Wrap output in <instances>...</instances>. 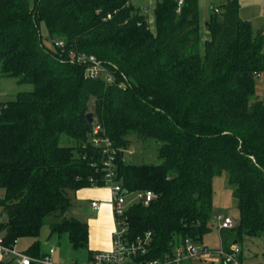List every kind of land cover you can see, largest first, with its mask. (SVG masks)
<instances>
[{"label":"trees","instance_id":"obj_1","mask_svg":"<svg viewBox=\"0 0 264 264\" xmlns=\"http://www.w3.org/2000/svg\"><path fill=\"white\" fill-rule=\"evenodd\" d=\"M156 1L150 29L130 0H0V78L33 86L0 102L3 245L31 238L26 253L38 256L50 217V237L66 234L74 250H87V224L67 212L71 192L106 186L88 113L116 151V180L128 193L155 196L115 219L128 243L150 233L132 262L163 257L187 237L202 244L213 220L212 179L223 172L238 221L220 230L222 247L264 237V88L256 94L264 33L228 0L211 14L200 56L197 0L179 10L177 0ZM41 22L64 47L43 43ZM70 52L95 56L116 84L84 78ZM132 138L156 141L158 162L128 164Z\"/></svg>","mask_w":264,"mask_h":264},{"label":"built area","instance_id":"obj_2","mask_svg":"<svg viewBox=\"0 0 264 264\" xmlns=\"http://www.w3.org/2000/svg\"><path fill=\"white\" fill-rule=\"evenodd\" d=\"M183 4V0H177V9L179 10ZM213 14L219 11L212 7ZM110 16L107 15V19ZM57 46L63 47V42H58ZM70 56L76 63L84 64L83 77L89 80H103L107 85L116 84L115 72L104 65L93 55L74 54L70 52ZM124 89L122 85H119ZM91 144L94 148L101 152L102 169L104 173V182L111 190V205L114 218L123 215L130 204L141 202L147 204L155 196L151 191H137L128 193L122 185L116 180L115 156L116 151L111 141L106 136L105 131L98 125L92 124ZM134 196L133 202H126V198ZM91 208L97 210L98 202H92ZM213 222H216L217 229H230L233 227V221L229 217L220 215L213 216ZM116 223V221H115ZM125 232L124 227L116 226L113 232V247L109 252H96L93 257L86 263L71 262L69 264H124L127 260L128 264H244L241 257V248L238 244H232L227 249L220 245L218 248H211L205 244H200L191 238H185L177 243L171 253L165 254L163 257L145 261L141 263L132 262V258L137 255H143L146 247L150 244V233H147L143 240H137L135 243H128L123 239ZM18 241V240H17ZM17 241L10 246H5L0 238V264H63L55 261V249L49 248L44 254L31 256L25 251L17 249Z\"/></svg>","mask_w":264,"mask_h":264},{"label":"rangeland","instance_id":"obj_3","mask_svg":"<svg viewBox=\"0 0 264 264\" xmlns=\"http://www.w3.org/2000/svg\"><path fill=\"white\" fill-rule=\"evenodd\" d=\"M258 3L257 8L250 7L246 0H239V5L241 7L240 15L243 18L248 19L250 26L254 32L260 31L264 33V0H254ZM136 2V1H135ZM137 5H142L140 1L135 3ZM210 0H198L197 7L203 16H208L209 14ZM216 5V2H214ZM212 13V12H211ZM148 24L150 29H154L153 15H148ZM153 20V21H152ZM208 21H199V41H198V53L200 56L203 54L204 42L209 38V32L206 27ZM39 32L43 43L50 48L54 49V45L62 40L56 39L52 40L46 30L45 24L43 22L39 25ZM63 42V41H62ZM57 48L59 46H56ZM64 47V46H63ZM62 48V47H61ZM264 53V44L262 48ZM264 88V75L256 78V94L262 96ZM33 89L32 85H21L18 84L14 78H0V102L5 100H10L15 97L18 92L31 91ZM95 120L93 121V123ZM65 140H62V143ZM125 160L128 164L132 165H142L157 163V142L152 139L140 140L138 138H132V142L124 154ZM107 187V185L105 186ZM212 192H213V202H212V214L213 216L220 215L223 217H229L234 224L238 221V211L236 207V201L231 195V189L228 185V175L223 172L220 176L214 177L212 179ZM4 195V190L0 188V199ZM134 196L129 195L126 198V202H133ZM2 208H0V222L3 221L4 215H1ZM69 216V213L67 212ZM76 214L73 212L72 216ZM76 217V216H75ZM74 218V217H73ZM53 221L52 218L48 217L46 219L45 225L41 229L40 240L47 238L50 234L49 223ZM211 228L210 232L203 236L202 243L212 247L218 248L221 245L220 231L217 229L216 222L213 220L210 222ZM4 232L0 231V238L3 236ZM55 241V251L56 255H61L64 259L72 258L75 252L80 253L82 251L70 248L68 236L66 234L62 235ZM29 242V238L18 239L17 245L18 249H23ZM242 250V258L244 259V264H264V237L261 238H244V240L238 244ZM29 247V246H28ZM63 261V260H61Z\"/></svg>","mask_w":264,"mask_h":264},{"label":"crops","instance_id":"obj_4","mask_svg":"<svg viewBox=\"0 0 264 264\" xmlns=\"http://www.w3.org/2000/svg\"><path fill=\"white\" fill-rule=\"evenodd\" d=\"M138 1L142 3L141 6L135 4ZM227 1L228 0H210V5L208 9L209 14L207 17L201 15L197 7L199 21L201 19L203 21L210 20V16L211 14H213V12L211 11L212 7L217 8L219 11L217 14H219L222 11L221 7L225 5ZM237 1L239 4V0ZM246 1L250 5V7L253 8H257L259 5L254 0H246ZM156 2H157L156 0H130L131 5H133L136 8H140L144 10L148 15L151 14L153 15V9L155 7ZM214 2H216V5H214ZM240 11H241V7L239 5V11H238L239 17L244 21H248V19L246 18L244 19L243 16L240 15ZM69 196L73 201V205L68 212L69 216L72 215L74 212L76 214L75 215L76 217L75 216L72 217L87 224V250L80 249V251H82L80 253H77L74 250L75 255H73V257L69 259H64L62 258L61 255H56V251H55V255H54L55 261L63 264H69L71 262L86 263L89 261L88 252L96 253V252L111 251L113 247L112 236H113V232L116 229V223L112 211V205H111L112 195L110 188L109 187L82 188L74 192H71ZM92 202L99 203V208L97 210H93L91 208ZM56 239L57 237L55 236L50 237L49 235L47 236V238H44L43 240H40L39 238V242H40L39 255L44 254L51 247L55 249V241H57ZM33 241L34 239L29 238L27 249L30 247ZM69 246L70 248H72L70 242H69ZM27 249L26 247H24L23 249H18V250L26 252Z\"/></svg>","mask_w":264,"mask_h":264},{"label":"water","instance_id":"obj_5","mask_svg":"<svg viewBox=\"0 0 264 264\" xmlns=\"http://www.w3.org/2000/svg\"><path fill=\"white\" fill-rule=\"evenodd\" d=\"M206 27L208 28V24L206 25ZM86 120H87V123L89 124V125H92L93 124V121H94V116H93V113H88L87 115H86ZM8 217H7V215H4V218H3V220H6ZM128 260L124 263V264H128Z\"/></svg>","mask_w":264,"mask_h":264}]
</instances>
